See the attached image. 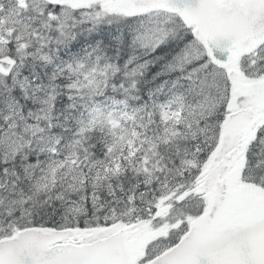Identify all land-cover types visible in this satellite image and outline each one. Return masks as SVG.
Returning <instances> with one entry per match:
<instances>
[{"label":"snow or ice","instance_id":"6c2138e0","mask_svg":"<svg viewBox=\"0 0 264 264\" xmlns=\"http://www.w3.org/2000/svg\"><path fill=\"white\" fill-rule=\"evenodd\" d=\"M0 264H264V0H0Z\"/></svg>","mask_w":264,"mask_h":264}]
</instances>
